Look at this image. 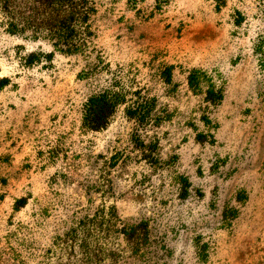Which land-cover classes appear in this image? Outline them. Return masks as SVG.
Returning a JSON list of instances; mask_svg holds the SVG:
<instances>
[{
    "label": "rangeland",
    "instance_id": "374dc122",
    "mask_svg": "<svg viewBox=\"0 0 264 264\" xmlns=\"http://www.w3.org/2000/svg\"><path fill=\"white\" fill-rule=\"evenodd\" d=\"M91 2L71 54L0 14V264H264V0Z\"/></svg>",
    "mask_w": 264,
    "mask_h": 264
},
{
    "label": "trees",
    "instance_id": "16d2710c",
    "mask_svg": "<svg viewBox=\"0 0 264 264\" xmlns=\"http://www.w3.org/2000/svg\"><path fill=\"white\" fill-rule=\"evenodd\" d=\"M225 0H217L223 3ZM96 9L91 0H0V14L7 18L8 31L16 34L19 24L35 25L37 29H46L49 40L56 50L65 53H75L87 46V39L73 41L77 28L88 32L91 28L88 23ZM39 16L38 24L32 14ZM20 20V21H19ZM23 26V25H22ZM205 78L203 71L194 69L190 74L191 87H199V78ZM6 80L0 79V85ZM222 90L213 88L208 92L207 99L218 103L222 100ZM125 103V94L121 91L110 92L102 97L93 95L86 103L83 126L88 131H100L105 129L116 115L118 107ZM29 197H22L15 201L14 209L19 211L26 206ZM142 244L139 241L131 244L132 253L138 255Z\"/></svg>",
    "mask_w": 264,
    "mask_h": 264
}]
</instances>
